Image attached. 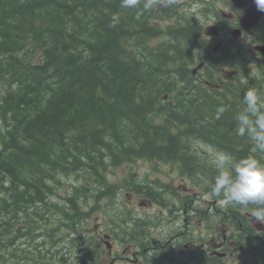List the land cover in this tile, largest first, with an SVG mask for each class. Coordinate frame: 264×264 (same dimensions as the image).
<instances>
[{
	"label": "trees",
	"instance_id": "16d2710c",
	"mask_svg": "<svg viewBox=\"0 0 264 264\" xmlns=\"http://www.w3.org/2000/svg\"><path fill=\"white\" fill-rule=\"evenodd\" d=\"M152 12L122 7L121 0H0V264L28 260L24 250L41 252L43 237L55 236L59 225L36 228L40 213L58 217L67 203L65 226L74 230L82 218L78 203L110 196L101 168L171 164L183 178L198 177L196 187L209 194L216 172L203 146L237 159L253 155L250 141L235 135L244 108L240 78H214L216 67L237 69L234 60L211 58L213 68L209 62L192 77L198 26L169 27L168 41L152 48L147 40L162 33L148 22ZM220 106L227 110L216 119ZM63 177L75 182L60 206L50 200ZM132 184L151 198L172 188ZM18 219L24 229L7 230ZM9 231L25 240L23 251L5 252Z\"/></svg>",
	"mask_w": 264,
	"mask_h": 264
},
{
	"label": "rangeland",
	"instance_id": "374dc122",
	"mask_svg": "<svg viewBox=\"0 0 264 264\" xmlns=\"http://www.w3.org/2000/svg\"><path fill=\"white\" fill-rule=\"evenodd\" d=\"M181 1V0H179ZM186 13H196L198 12V8L195 6H191L190 8L187 7L183 10ZM161 16H164L162 13H157L155 18H159ZM197 16V15H196ZM194 16V18H196ZM140 17V16H139ZM139 19V18H137ZM195 21V20H194ZM173 20L170 22L169 20L163 21L160 27H164L168 24H171ZM196 23H198L201 28L206 27L203 20H199L196 18ZM166 24V25H163ZM205 25V26H204ZM161 39V38H160ZM210 51L204 52L200 54H196L198 57H204L206 58V61L210 59ZM236 53V52H234ZM196 56V58H198ZM255 54L248 50V48H244V54L243 57L246 58V71L252 76L256 77V80L259 84L261 80H263V74L261 71V68H256L257 64L250 63L252 60L255 59ZM210 67V66H209ZM203 73V72H202ZM222 78L228 79L227 76H222ZM217 79V78H215ZM255 86H257L254 83ZM264 86V83H263ZM243 90H247L248 88H255L251 87V84L248 86V83L245 81L244 86H241ZM256 89V88H255ZM257 90V89H256ZM258 91V90H257ZM259 92V91H258ZM209 148L208 146H203L200 151L203 153H207L208 157L210 158L209 154ZM171 164L166 165H158L156 163L150 162V161H137L132 164H125L120 167L112 168V167H106L104 170L101 168L100 174L104 176L105 182L107 186H109L112 189L119 190L121 189L122 192H120V195H116L115 197H109L108 200L102 201L95 206V210L91 212V214L87 217L88 220L85 221L81 225L80 221V227L79 229L81 232H87V228L85 227L87 224L88 232L90 235L95 234L97 236V225L99 228V231L101 230H107L108 224L111 222H108L109 219H112V217H116V213L119 214V221L122 222L124 218L134 217V218H143L147 219V227L149 231L148 239L145 240V244L149 243L150 240L157 241L161 243L162 245L166 244V247L164 250L159 251H153L151 257H153L154 264H169L167 262V254H170L171 256L175 255L179 259H185L189 256L187 255V252L180 255V250L183 248V245H188L190 241H192L193 233L191 231L196 232L197 228L195 227V222L197 219L196 216L199 215L200 218H202V221L204 220V217L212 221L216 224H222L224 222H216L213 220V216L218 215V209H224L226 207V204L220 200V197H215L208 194L207 191H204L202 186L196 187V184L200 183V179L197 177L199 175H196L195 181H192L188 178H183L179 171L176 169H172ZM129 174L137 176L136 181L140 184L142 183H150L152 185H171L172 188L171 192L174 190L175 193L179 196V198L184 199L186 202V205H179L177 201V197L173 196L171 192L164 194V201L165 203L170 206V209H173L174 217L170 216V213L167 209H164L161 206L153 205V206H140L141 198H136V196L133 195L130 188V183L132 181H129ZM131 179V178H130ZM6 181V183H8ZM75 182L74 177H63L60 179L59 183L56 184V187L54 188V193L51 196V198H54L55 202H62V200H66L69 195L67 191L69 190L70 183ZM92 182H94V178H92ZM134 182V181H133ZM155 183V184H154ZM96 183L90 186L89 190V198L92 199L95 197V192L93 189L96 188ZM103 187V186H102ZM105 188V187H103ZM160 192L165 193L167 190L164 188H158ZM117 190V191H118ZM119 193V191H118ZM101 195V194H100ZM109 195H115L114 193L109 192ZM104 196V193H103ZM188 199V201H186ZM221 201V202H219ZM83 203V201H81ZM191 204H194V216L189 213V211H192L189 207ZM89 205H95L94 201H90ZM215 205V206H214ZM181 207L186 208V210L183 212L181 211ZM84 211H88L89 209L86 207H83ZM188 212V213H187ZM188 217V223H190L189 228H187V224L184 220V218ZM118 218V217H116ZM172 218V220H170ZM37 220L40 221L39 224L35 225L37 227H43L40 225H49L50 221H44L45 217H39ZM44 223V224H43ZM202 223V222H201ZM44 225V226H46ZM62 227V226H61ZM188 229V230H187ZM203 229V226H202ZM61 231H59L60 234ZM66 233H69L68 231H63L62 234L65 235ZM179 234V237L176 238L174 241L175 246L173 250L170 248V244H172L171 237H174L175 235ZM43 239L53 242V238L43 237ZM118 244V243H117ZM116 244V249H119V254L121 255L123 251L125 252L124 257H127L130 253L128 251H132L134 242L131 241L128 243L127 247H121L120 242L119 246ZM168 245V247H167ZM118 246V247H117ZM132 249V250H131ZM105 251H107L105 249ZM171 251V252H169ZM106 253V252H104ZM103 261H106L107 263L110 261V258L107 257V255L104 257ZM142 261L141 264H146ZM119 264H128V262L123 259Z\"/></svg>",
	"mask_w": 264,
	"mask_h": 264
},
{
	"label": "flooded vegetation",
	"instance_id": "af4514ba",
	"mask_svg": "<svg viewBox=\"0 0 264 264\" xmlns=\"http://www.w3.org/2000/svg\"><path fill=\"white\" fill-rule=\"evenodd\" d=\"M174 0H155L157 5L166 6L168 8L173 7ZM195 6H197L198 12L196 18L203 20L206 25L216 28V33L219 34V39H210L212 43L218 41H224L225 45L240 49L244 46L253 47L256 44L264 45V12H261L258 22L248 32L241 30V36L239 39H233L231 34L235 30L241 28V18H243L249 8L253 5L251 0L236 5L234 0H191ZM190 1V2H191ZM141 2V0H140ZM140 4V3H139ZM204 25V26H205ZM204 28V27H203ZM250 37H254L252 41H249ZM250 47V49H251ZM257 56V55H256ZM260 58V63L263 64V58ZM264 73V72H263ZM152 202L148 199L141 201L142 205H151ZM184 205V204H183ZM192 211L189 213L194 216V204L189 207ZM254 206L249 205L247 208L228 205V209L223 213L224 217H213L216 222H224L222 224H216L209 219L203 220L196 216L195 227L196 232L193 233L192 241L188 245H183L180 250V255L187 252L188 258L179 259L175 253L173 256L167 254V262L169 264H264V224L257 222L254 217H251ZM186 208L181 207V211H185ZM188 213V212H187ZM116 217H119L118 212ZM188 217L184 218L187 226ZM124 224H117L109 226L107 230L99 231L97 225V233L99 238L105 243V239L108 240V246L111 252V262L114 264L117 261L122 260L124 257L116 255L119 249H116V244L119 246V242L123 236H127L131 233L133 235L135 225L133 221L123 222ZM203 226V229H202ZM140 229L137 235L145 237L148 235L147 225L144 227L138 226L136 229ZM188 230V229H187ZM145 232V233H142ZM108 238H107V237ZM179 234L171 237L172 244H170L171 250H173L176 238ZM135 238L130 236L129 243ZM122 246V242H120ZM117 246V247H118ZM138 245L133 244V250L128 251L130 253L129 258H126L130 264H141L143 260L146 264H154L153 251L164 250L166 247L161 243L150 240L149 243L142 249L137 250ZM168 247V245H167ZM126 252V251H125ZM123 251V254L125 253ZM171 252V251H169ZM101 255H105L104 250L101 248Z\"/></svg>",
	"mask_w": 264,
	"mask_h": 264
},
{
	"label": "clouds",
	"instance_id": "9594fccd",
	"mask_svg": "<svg viewBox=\"0 0 264 264\" xmlns=\"http://www.w3.org/2000/svg\"><path fill=\"white\" fill-rule=\"evenodd\" d=\"M259 11L264 12V0H254ZM140 0H121V6L134 8ZM155 0H145L143 7L150 9ZM244 108L235 116V135L246 137L252 144L251 152L242 158L217 149L209 148L210 164L216 175L210 188V195L222 197L226 205L247 208L253 205L251 217L264 224V98L255 88H248L243 96ZM227 110L217 108L215 118ZM259 157V158H258Z\"/></svg>",
	"mask_w": 264,
	"mask_h": 264
},
{
	"label": "water",
	"instance_id": "95a60500",
	"mask_svg": "<svg viewBox=\"0 0 264 264\" xmlns=\"http://www.w3.org/2000/svg\"><path fill=\"white\" fill-rule=\"evenodd\" d=\"M234 1H237V2H239V1H243V2H241V3H245V2H247V0H234ZM252 1H254V0H252ZM254 4H255V2H254ZM257 16H258V14H257V7H256V5H254V6H252V7L249 9V11H248V13H247V16H246V18H247V22H246V24L249 25L248 28L251 27V26L254 24V22L256 21ZM260 51H261V52L263 53V55H264V47L260 48ZM201 66H202V65H199L198 68H200ZM195 71H196V70H194V73H195Z\"/></svg>",
	"mask_w": 264,
	"mask_h": 264
},
{
	"label": "bare ground",
	"instance_id": "6f19581e",
	"mask_svg": "<svg viewBox=\"0 0 264 264\" xmlns=\"http://www.w3.org/2000/svg\"><path fill=\"white\" fill-rule=\"evenodd\" d=\"M196 25L198 26V29H202L201 28V26L198 24V23H196ZM209 66H210V68H213V66H212V64H211V62L209 63ZM217 68V67H216ZM254 78H256V77H254ZM241 86V85H240ZM243 89V88H242ZM242 92H244V91H242ZM237 95H238V93H237ZM242 95H243V93H242ZM241 98V97H240ZM237 101H239V100H237ZM243 103V102H242ZM95 196H96V194H95ZM37 225V224H36Z\"/></svg>",
	"mask_w": 264,
	"mask_h": 264
}]
</instances>
